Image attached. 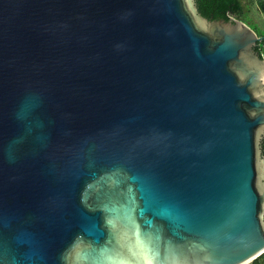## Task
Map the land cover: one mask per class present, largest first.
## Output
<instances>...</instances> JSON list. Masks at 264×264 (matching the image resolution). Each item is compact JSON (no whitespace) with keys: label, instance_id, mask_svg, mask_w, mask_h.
I'll use <instances>...</instances> for the list:
<instances>
[{"label":"water","instance_id":"obj_1","mask_svg":"<svg viewBox=\"0 0 264 264\" xmlns=\"http://www.w3.org/2000/svg\"><path fill=\"white\" fill-rule=\"evenodd\" d=\"M197 3L0 0V264L264 251L263 37Z\"/></svg>","mask_w":264,"mask_h":264},{"label":"trees","instance_id":"obj_2","mask_svg":"<svg viewBox=\"0 0 264 264\" xmlns=\"http://www.w3.org/2000/svg\"><path fill=\"white\" fill-rule=\"evenodd\" d=\"M198 3L196 9L198 13L207 19L211 18L212 12H218L225 17L233 16L238 20L245 23L247 26L251 22L247 18L246 14L242 11V5L240 0H196ZM258 11L264 15V0H255ZM254 31V30H253ZM256 35H261L263 38L256 43V50L258 54L264 57V29L257 28L254 31ZM262 153L264 154V137L261 142ZM263 222H264V210H263ZM247 264H264V251L252 259Z\"/></svg>","mask_w":264,"mask_h":264},{"label":"rangeland","instance_id":"obj_3","mask_svg":"<svg viewBox=\"0 0 264 264\" xmlns=\"http://www.w3.org/2000/svg\"><path fill=\"white\" fill-rule=\"evenodd\" d=\"M242 5V11L246 14L247 18L251 22L249 27L256 31L258 29H264V15L258 11L255 0H240Z\"/></svg>","mask_w":264,"mask_h":264}]
</instances>
